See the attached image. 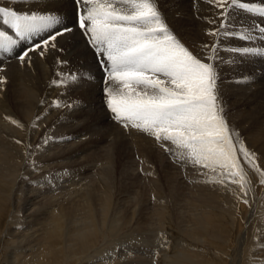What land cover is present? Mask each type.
Masks as SVG:
<instances>
[{
  "label": "bare ground",
  "instance_id": "1",
  "mask_svg": "<svg viewBox=\"0 0 264 264\" xmlns=\"http://www.w3.org/2000/svg\"><path fill=\"white\" fill-rule=\"evenodd\" d=\"M153 2L157 4L170 30L194 54L206 53L207 57H211L214 49L218 51L219 61L211 62L216 64L218 69V90L226 94L225 101L229 107L225 111H230L226 116L223 113L226 122L235 134V126L238 128L243 125V128H240L244 129L254 113L257 118L252 122H256L254 127L258 126V129L254 130L253 125L252 128L249 126L250 128L243 130V136L249 138L253 144H258L264 155L263 114L261 111L256 112L251 106L255 102L254 97H261L259 92L264 94V56L234 54L229 49L230 43L243 46L249 42L239 39L229 41L223 37L225 30L251 34L249 30L253 25H257L259 17L233 7L229 9L230 15L222 18L218 0ZM226 2L230 4L231 0ZM13 4L17 7L31 4L37 8L47 5L48 8L58 9L65 22L75 19L71 0H0V6ZM0 27L6 28L2 23ZM41 37H46V33L36 34L31 41L21 42L13 51L19 52L32 41L41 42ZM56 43V49L49 46L44 56L30 53L29 60L25 62L19 61L12 53L0 50V220L4 218L5 221L0 231L4 241V248L0 245V264L4 252L5 257L11 258L5 264H128V260L130 264H143L140 259V256L143 257L140 255L144 252L143 245L136 249V254L128 255L125 254L127 250H121L112 258L100 252L108 248L109 241L119 237L118 234L123 230H130L123 237L130 239L132 243L133 235L129 236L130 234L138 231L137 236L149 235L145 232H150L152 226H169L171 216L173 221H176V218L181 219L180 231L191 239V242L182 239L175 241L174 244L179 245L180 253H191L197 264H203L197 258H204L207 264L208 261L212 263L213 260L207 258L209 254L206 255L203 250L193 245L203 242L217 246L215 240L223 239L221 234L210 235L209 226L223 227V212L217 210L219 204L216 199L220 194L224 197V186L217 185L220 181L216 177L219 181L216 183L219 191L212 190L206 197L200 191L202 197L186 199L190 209L195 212L188 215L182 213V218L176 211L173 217V191L169 190L171 197L165 195L166 191L161 187L154 167L159 165L158 157L161 154L159 158L163 163L170 155L167 165L162 164L168 169L172 168L176 165V157H179L181 150L170 142L161 146V142L154 137L138 129H126L111 118L105 107L104 87L107 76L99 75L98 71L100 68L97 63L102 57L95 60L98 55L86 43V37L80 30L58 37ZM85 72L90 73L94 80L91 83L80 81L77 85L78 78ZM236 73L244 76L243 80L238 79L239 84L230 79V75ZM54 82L57 86H54ZM77 100L82 101V104L76 105ZM45 138L49 143H44ZM126 156L128 159L132 156H142L145 158V164H148L149 159L159 163L156 166L155 163L150 167L147 165L150 169H147L146 165L141 166V169H133L132 165L129 166V160L124 158ZM262 158L264 165V156ZM33 163L40 165L36 171L31 168ZM180 165L182 168L192 166L190 161L186 165ZM189 169L184 170L187 174L185 181L193 189L196 186L203 187L209 182L198 175H191ZM118 172L120 176L114 179L113 188L109 178ZM167 172L169 171H166L167 183L177 184V176L171 171ZM257 185L259 196L254 194L255 204H242V222L236 226L234 234L237 240L244 237V219H250L252 216L255 219L262 218L255 232L257 239L253 240L252 245L256 244L258 249L263 247L261 252L264 254V182ZM246 186L248 187L247 184ZM233 207L235 206H232L231 211L235 213ZM224 208L227 209L226 206ZM213 242L216 245H212ZM221 243L220 241V249L217 250L222 254L223 263L228 264L229 255L224 251L232 253V248L228 249L227 245ZM242 245L243 243L238 247L239 251L243 249ZM161 249L165 250L163 246ZM250 250H247V247L244 249L248 252ZM237 253H234L232 264H239L241 261V256ZM179 256L181 258V255ZM153 258L151 263L154 262ZM186 259L188 260L187 257Z\"/></svg>",
  "mask_w": 264,
  "mask_h": 264
},
{
  "label": "snow or ice",
  "instance_id": "2",
  "mask_svg": "<svg viewBox=\"0 0 264 264\" xmlns=\"http://www.w3.org/2000/svg\"><path fill=\"white\" fill-rule=\"evenodd\" d=\"M71 4L75 19L67 22L58 9L0 6V23L6 26L0 27V50L25 62L30 53L44 56L49 46L57 48L58 37L80 30L102 57L98 62L107 76L105 107L115 122L141 130L161 146L166 142L175 145L181 150L178 164L190 161L217 174L221 183L228 177L234 183L243 182L240 159L253 167L256 160L223 115L226 109L218 94V69L211 62L219 61L218 51L214 49L211 57L194 54L173 34L153 0H71ZM218 5L222 18L235 7L258 14L264 21V0H231L230 4L218 0ZM249 32L225 30L223 37L249 42L243 46L230 43L234 54L264 56V25H253ZM39 33H46L41 42L32 41L19 52L13 51ZM93 80L85 72L77 85ZM44 143L49 140L45 138ZM39 167V163L31 165L33 171Z\"/></svg>",
  "mask_w": 264,
  "mask_h": 264
},
{
  "label": "rangeland",
  "instance_id": "3",
  "mask_svg": "<svg viewBox=\"0 0 264 264\" xmlns=\"http://www.w3.org/2000/svg\"><path fill=\"white\" fill-rule=\"evenodd\" d=\"M257 3H259V2H257ZM46 4H47V2H46ZM46 7H47V5H46ZM72 7H73V5H72ZM73 13V12H72ZM235 32H236V30H234ZM173 34H175L174 32H173ZM176 35V34H175ZM61 41H62V39H61ZM226 63V62H225ZM98 71H100V69L98 70ZM99 75H102V73H101V71L99 72ZM231 76V80H232V82H235V83H238L239 84V80L238 79H240V80H243L244 79V76L243 75H240V73H236V74H231L230 75ZM235 76H237V77H235ZM233 77V78H232ZM218 94L219 95H221L222 96V100H223V107L226 109L227 107H229L228 105H226V101H225V97H226V94H225V92H223V91H221L220 89L218 90ZM259 96H261V97H254V101L255 102H253V104L251 105L252 107H253V110H255L256 112H262V114H263V119H264V109H262L261 110V108H264V105H262V104H264V98H262V96H264V94L263 93H260L259 92ZM244 97V96H243ZM259 104V105H258ZM254 112V111H253ZM227 113V114H226ZM228 114H230V111L229 110H227V111H225L224 112V115L226 116V115H228ZM257 117L254 115V113H253V115H252V117H251V120L249 121V123H248V125L247 124H245V130L247 129V128H250L252 125H253V127H254V125L256 124V122H252V120L253 119H256ZM243 126V125H242ZM242 126H238V128L235 126V131H236V133L238 132L239 133V135H240V137L242 138V140H243V142H244V144H245V146H246V148L250 151V152H252V153H254V155H255V160H256V166L255 167H257V168H253V166H251L252 164H250V163H248V162H246L245 160H243V158H241L240 159V164H241V167H242V169H243V173H244V176H245V182L243 181L242 182V184L241 183H239V184H241V185H239V184H237V183H234L233 182V180H232V178L231 177H228V178H225L224 179V184L223 183H221V182H219L220 181V177L217 175V174H215V173H212L211 171H209V170H206V169H203V168H201V167H199V166H196L195 165V168H194V165H192V166H189V168L191 169H189V168H186L187 170L189 169L190 171H191V175L193 174V175H198L200 178H202L203 180H209V182L208 183H210V184H208L207 182L204 184V186L203 187H199V186H196L194 189L192 188V186H190L189 184H187V181H185L186 179H187V174H186V172L184 171V170H186L185 168H182L183 166H181L180 164H178L177 162L175 163L176 165H174V166H172V168L171 167H169V169H171V170H169L168 169V167H164L163 166V164L165 165H167V162L169 161L168 160V158H169V156H167V158H165V162L163 163L162 162V160L159 158L160 156H162L161 154H159L160 156L158 157V161H160V163L159 162H157V163H159V165L157 164V163H155V161H152L151 162V159H149L148 160V164H145V158L144 157H142V156H132V158H130V159H128L127 158V156L126 157H124L126 160H129V166H131L133 169H137V168H139V169H141L142 167L141 166H144V165H148L149 167L151 166V164H154L155 163V166H156V164H157V166L156 167H154V172H155V174L157 175V177H158V181H159V183L162 185L161 187L162 188H164L163 190L164 191H166V193H165V195H167V196H170L171 197V195H170V192L171 191H169V190H172L173 191V196L171 197L172 198V200H173V203L175 204V205H173L174 206V208H173V212H171V210H170V212L173 214V217L175 216V212L177 211V213L182 217L183 215H182V213H185V215H188L190 212L192 213V212H195L193 209H190V207L191 206H189V204H187L186 203V199L187 200H189V199H195V198H197V197H202V194H203V196L204 197H206V195L208 194L209 195V192L210 191H212V190H217V191H219L220 189L218 188V186L217 185H223L224 187H228L227 189L226 188H224L223 187V193H224V197L223 196H221V194L218 196V198L216 199V201H218V204H219V207L217 208V210H221L223 213H222V217H221V219H222V223H223V227L222 228H217V227H214V228H212V227H210L209 226V233H210V235H213V233L215 234V235H219L220 236V234L223 236V237H221V238H223L222 240H215V242L216 243H218V244H220V241L222 242V243H224L225 244V246L229 249L230 247L232 248L230 251H232V253L231 252H229V253H227V252H225L224 251V253L225 254H227V256H228V264H232V262H231V260L233 259V256H234V253H237L238 255H240L241 257V261H240V263L239 264H247V263H251V264H264V254H263V252H261V249L263 248H261V249H258L257 247H256V244H253L252 245V243H253V240H256L257 239V235H256V231H257V227H258V225H259V223H261L262 222V218H258V219H255V218H253V216L250 218V219H244L243 220V227H244V237L242 236V238L241 239H239V240H237L236 238H235V234H234V232H235V230H236V228L238 227V225H239V223L240 222H242V221H240L241 220V218H242V216H243V208H242V204H244V206H247V205H250V204H255V201H254V194L256 193H258L259 194V189H258V185L257 184H262V182H264V175H260L261 173H264V165H263V158H262V156H264V155H262L263 154V149H261V148H259L258 147V144H256L255 145V143L253 144L252 142H251V140L249 139V138H245V136H243V133H244V129H242L243 127ZM250 126V127H249ZM240 127H242V128H240ZM252 128V127H251ZM255 129L254 130H256V129H258V126L256 127H254ZM242 129V130H241ZM241 130V131H240ZM244 130V131H243ZM242 132V133H241ZM86 139H87V137H86ZM245 139V140H244ZM248 143H247V142ZM251 146V147H250ZM176 148V147H175ZM258 148L260 149L259 151H258ZM257 149V150H256ZM262 150V151H261ZM260 151H261V153H260ZM160 152H162L161 150H160ZM259 154V155H258ZM163 155H165V153L163 154ZM167 155V154H166ZM258 156V157H257ZM166 157V156H165ZM123 158V157H122ZM123 158V159H124ZM144 158V159H143ZM160 159V160H159ZM176 159L178 160V157H176ZM140 160V161H139ZM259 160H261V161H259ZM164 161V160H163ZM241 161H243V162H241ZM244 161H245V163H244ZM150 162V163H149ZM163 163V164H162ZM161 164H162V166H161ZM138 165V166H137ZM147 166V167H148ZM159 166V167H158ZM131 167L129 168L128 166H127V168L128 169H131ZM137 167V168H136ZM141 167V168H140ZM147 168V169H150V168ZM108 168H109V166H108ZM183 170H182V169ZM194 168V169H193ZM199 168V169H198ZM125 169V168H124ZM195 169H198V170H195ZM255 171H254V170ZM115 170H117V169H115ZM125 170H127V169H125ZM161 170V171H160ZM171 171V173L173 172L174 174H175V176H177V179L175 178V180L176 181H178L177 182V184H173V185H171V184H168L167 183V181H166V171ZM258 170V171H257ZM165 171V172H164ZM200 171V172H199ZM209 171V172H208ZM256 171H257V173H256ZM124 172V171H123ZM169 172H167V173H169ZM253 173V174H252ZM163 174V175H162ZM258 174H259V176H258ZM253 175V176H252ZM113 176H115V177H113ZM110 175V180H111V182L113 183H111L112 184V186L114 185V179H117V177L118 176H120L119 175V172L118 173H115L114 175ZM165 178H164V177ZM252 176V177H251ZM163 177V178H162ZM216 177H217V179H219V181L216 179ZM119 178V177H118ZM160 178V179H159ZM186 178V179H185ZM206 178H208V179H206ZM230 178H231V180H230ZM261 180H260V179ZM237 179H238V177H237ZM256 180V181H255ZM260 181H261V183H260ZM180 182V183H179ZM219 182V184H217L216 185V183H218ZM247 182V183H246ZM185 183V184H184ZM214 183H215V185H214ZM256 183V184H255ZM207 184L209 185L208 187H207ZM231 184V185H230ZM246 184L248 185V187L246 186ZM168 186L169 187V189H168V187H166V186ZM254 186V188H253V186ZM257 185V186H256ZM174 186V187H173ZM231 186H233V187H235V188H232ZM115 186H113V188H114ZM173 187V188H172ZM191 187V188H190ZM250 187V188H249ZM175 188H177V189H175ZM237 188V189H236ZM190 189V190H189ZM196 189H198V190H196ZM202 189H204V190H202ZM219 189V190H218ZM226 189V190H225ZM236 189V190H235ZM253 189H254V191L255 192H253ZM179 190V191H178ZM194 191V192H192L191 193V191ZM178 191V192H177ZM200 191H202L201 193L202 194H199L200 193ZM206 191V192H205ZM231 191V192H230ZM234 191V192H233ZM181 192L183 193V194H181ZM226 192H229V193H226ZM177 193V194H176ZM196 193H198V194H196ZM226 193V194H225ZM232 193V194H231ZM244 193V194H243ZM253 193V194H252ZM189 194V195H188ZM192 194V195H191ZM229 194V195H228ZM257 194V195H258ZM185 195H186V197H185ZM198 195V196H197ZM201 195V196H200ZM226 195V196H225ZM228 195V196H227ZM231 195H234V196H231ZM253 195V196H252ZM183 196L185 197V198H183ZM259 196V195H258ZM193 197V198H192ZM221 197H223V199L221 198ZM227 197H228V199H227ZM235 197L237 198V199H235ZM220 198V199H219ZM233 198V199H232ZM253 198V199H252ZM234 199H235V201H237V202H235L234 201ZM231 200H233L234 201V203L231 201ZM245 201H247V203L245 204L244 202ZM228 202H231V203H233V204H235V205H231V203H228ZM242 202V203H241ZM184 203H186V204H184ZM227 203V204H226ZM179 204V205H178ZM181 204V205H180ZM185 205V206H184ZM178 206H180V209L178 210ZM181 206H184V207H181ZM227 207V209H225L224 207ZM232 206H235L236 207V209H234L235 207H233V210H234V212L236 213H233L231 210H232ZM187 207V208H186ZM176 208V209H175ZM189 208V209H188ZM229 208V209H228ZM188 210V211H187ZM230 211H231V213H230ZM262 211H264V209H262ZM181 212V213H180ZM232 213H233V215H232ZM226 214V215H225ZM225 215V216H224ZM180 216H179V218H180ZM231 216V217H230ZM183 218V217H182ZM172 221V222H171ZM181 219H178V218H176V221L174 220L173 221V218H172V216H171V218H170V220H169V223H168V225L170 226L171 225V232H169V226H165V224L162 226L161 224L160 225H156V226H152V228H151V230H150V232H145V233H148L149 235H141V232H140V234L139 235H141V236H137L136 234H137V232L138 231H135L134 233H132V234H128L129 236H131V235H133V241H132V243H131V240L130 239H126V238H124L123 237V235L124 234H126L127 233V231L128 232H130V230H123L122 231V233L120 234H118V236L119 237H114L113 239H111L110 241H109V243H108V248L106 247V248H104V250L102 251V252H100L101 254H105V255H109L108 256V258H112L115 254H117V253H119V252H121V250H123V252L125 251V250H127L128 252H125V254H128V255H130L131 253H133V254H136V249H139L142 245L144 246V248H143V251L144 252H142L141 253V251L139 252V253H141L140 255H143V257L142 256H140V259L143 261V264H193L194 262H195V264H197V260H194L193 259V257L191 256V253H189V254H182V253H180V248H179V245H175L174 243H176L177 241H181V239H182V241H187V242H191V239H190V237H187L186 236V234L184 235V233H182L181 231H180V228H181ZM238 223V224H237ZM163 224V223H162ZM4 225H5V221H4V218L2 219V220H0V231L2 230V228L4 227ZM227 225V226H226ZM237 226V227H236ZM262 226V225H261ZM154 227V228H153ZM173 227V228H172ZM218 229V231H216L217 229ZM246 228V229H245ZM262 228H264V227H262ZM153 229H155L153 232H151ZM213 229V230H212ZM164 230V231H163ZM155 231H156V233H155ZM162 233H161V232ZM177 231V232H176ZM218 232V233H217ZM179 233V234H178ZM255 233V234H254ZM127 235V236H128ZM156 235V236H155ZM178 237H177V236ZM263 235V234H262ZM121 236V237H120ZM149 236V237H148ZM171 236H173V237H171ZM139 237V238H138ZM0 238H2V233L0 234ZM148 238H149V240H148ZM205 238H206V240L208 239L206 236H205ZM226 238V239H225ZM147 239V240H146ZM236 239V240H235ZM1 240V242H0V245L2 246V248H4V241H3V238L2 239H0ZM122 240H123V242H122ZM113 241V242H112ZM140 241H142V242H140ZM147 243H146V242ZM176 241V242H175ZM225 241V242H224ZM235 241H236V245H235ZM241 241V242H240ZM172 244H171V243ZM209 242V241H208ZM227 242V243H226ZM124 243V244H123ZM131 243V244H130ZM216 243H214L213 242V244L212 245H216ZM221 243V244H222ZM241 243H243V245H242V247H243V249L242 250H238L239 248H240V246H241ZM136 244V245H135ZM217 244V246H211V244L210 243H203V242H198L197 243V245L196 244H192L193 245V247H196L197 246V249H201V250H203V252L206 254V255H208L207 256V258H209V259H211V260H213L212 261V263L213 264H224L223 263V261L221 260L222 259V257H221V255L222 254H219L220 253V250H217V249H220V247H219V245ZM240 244V245H239ZM260 244V243H259ZM264 244V243H263ZM135 245V246H134ZM169 245V246H168ZM162 246L165 248V250L163 251L161 248H162ZM199 246V247H198ZM171 247H176V249H177V251H179V252H177L176 251V249H174V250H172V248ZM201 247V248H200ZM217 247V248H216ZM233 247H234V249H233ZM239 247V248H238ZM245 247H247V250H250L249 252L248 251H244V249H245ZM255 247V248H254ZM150 249V250H148V249ZM110 249V250H109ZM132 249L133 250H135V251H132ZM228 249H226L227 251H229ZM193 250H196L195 248H193ZM162 251V252H161ZM176 251V252H175ZM165 252H168L169 254L168 255H166V254H164ZM219 252V253H218ZM99 253V255H101ZM155 254V255H154ZM219 254V256H217ZM247 254H248V256H247ZM253 254H254V256H253ZM5 255H6V253L4 252V254L2 255V261H1V263L3 264V262H4V264L6 263V262H8L9 260H11V258H10V256L9 257H5ZM10 255V254H9ZM62 255V254H61ZM179 255H181V258H180V256ZM63 256H65V255H63ZM157 256V257H156ZM160 258H159V257ZM169 256V257H168ZM214 256V257H213ZM249 256H251V257H249ZM253 256V257H252ZM261 256V257H260ZM154 257V258H153ZM185 257V258H184ZM186 257L188 258V260L186 259ZM219 257V258H218ZM257 257V258H256ZM143 258H144V260H143ZM150 258V259H149ZM154 259V262L153 263H151V259ZM244 258V259H243ZM263 258V259H262ZM191 261H190V260ZM197 259H199L201 262H203V264H207L206 262H204V258H197ZM219 259H220V261H219ZM246 259V260H245ZM250 259V262H248V260ZM150 260V261H149ZM159 262H158V261ZM252 260V261H251ZM259 260V261H258ZM178 261H179V263H178ZM186 261V262H185ZM187 261H189L190 263H188ZM244 261V262H243ZM258 261V262H257ZM128 262V264H130V261L128 260L127 261ZM192 262V263H191ZM209 262V264H212L210 261H208ZM237 264V263H236Z\"/></svg>",
  "mask_w": 264,
  "mask_h": 264
}]
</instances>
